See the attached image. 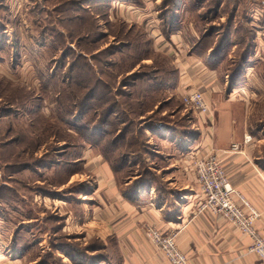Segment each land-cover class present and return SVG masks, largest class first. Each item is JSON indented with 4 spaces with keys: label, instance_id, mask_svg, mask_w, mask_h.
<instances>
[{
    "label": "rangeland",
    "instance_id": "rangeland-1",
    "mask_svg": "<svg viewBox=\"0 0 264 264\" xmlns=\"http://www.w3.org/2000/svg\"><path fill=\"white\" fill-rule=\"evenodd\" d=\"M87 1L0 0V29L8 27L4 30L6 37L0 36V217L7 218L6 211L10 210L24 216L22 209L27 210L31 221L16 222L13 233L16 229L27 233L34 227L25 236L30 243V260L38 259L35 264H56L49 254L54 238L65 237L75 246L74 236L59 232L64 222L61 215L64 211L81 210L83 216V205L76 198L95 200L92 195H83L90 178L81 158L86 140L93 132H100L96 128L101 124L99 105L103 98L93 102L85 98L91 86L102 81L112 84V107L120 103L119 109L128 115L125 117L135 119L131 129L142 130L139 132L148 126V119L152 122L163 116L177 128L188 129L192 139L199 132L200 121H204L181 96L163 103L165 95H157V102L162 105L158 103L156 113H134L139 106L129 103L136 90L123 82L137 78L132 84L145 81L139 87L143 88L148 74L156 71L152 77H172L174 73H166V68L175 67L167 55L155 50V40L149 32L154 20L143 16L141 20L147 23L137 27L138 24L123 21L118 9ZM198 6L192 2L183 11L186 27L195 28L201 37L204 26L218 29L232 25L234 35L228 49L231 59L242 61L240 55L247 49V69L242 70L240 81L250 80L254 86H263V91L255 92L249 107L250 132L260 136L264 134V0H207ZM234 42L239 44L235 46ZM100 90L105 93L103 87ZM101 103L107 106L106 101ZM123 115L120 112L117 117L124 119ZM111 123L115 127L116 118ZM137 137L145 141L146 147H151L150 142L157 146L151 139L147 143L143 135ZM40 161L42 166L36 164ZM73 177L76 179L71 180ZM70 194L76 197L63 201L66 205L60 203L59 197ZM36 217H43L44 223L35 221ZM24 224H30V228ZM12 242L15 245V239ZM15 247L19 251L26 248ZM84 247L88 246L81 248ZM65 253L56 254L64 264H72L70 260L76 253ZM109 254L116 259L117 250H110Z\"/></svg>",
    "mask_w": 264,
    "mask_h": 264
},
{
    "label": "crops",
    "instance_id": "crops-1",
    "mask_svg": "<svg viewBox=\"0 0 264 264\" xmlns=\"http://www.w3.org/2000/svg\"><path fill=\"white\" fill-rule=\"evenodd\" d=\"M95 1L118 9L116 12L123 21L138 24L137 27L147 23L141 20L143 16L154 20L149 34L155 40V50L167 55L175 67L168 70L174 73L173 79L163 85L165 101L200 89L205 92L212 114L208 116L210 121H200L199 132L192 139L189 134L182 136L183 132H171L168 127L146 129L143 134L147 143L151 139L157 144L152 146L150 142L146 151H141L142 146L134 142L105 149L85 142L81 158L90 180L83 195H92L95 200L76 198L83 205V216L81 210L76 213L68 210L61 215L64 222L59 232L74 236L75 245L88 246L85 254L78 252L72 259L69 256L70 262L168 264L164 254L143 233L146 225H155L163 233L178 232V245L191 264H264L257 254L246 252L250 239L227 219L209 211L197 212L200 184L190 162L191 155L213 150L223 160L233 186L260 212L256 224L264 235V134L250 132L249 124L250 103L255 92L263 91L262 84L258 87L250 80L230 79L226 61L233 58L231 51L226 50V58L213 65L215 44L207 50L195 49L201 37L195 28L186 27L183 20L188 0ZM170 8L177 18H172L169 25L162 14ZM148 10L153 12L146 15ZM139 134L134 132L135 136ZM248 136L252 140H247ZM234 144H238V150H233ZM145 168L167 185L168 196L164 198L156 186L141 185ZM74 197L70 194L58 200L66 205L63 201L69 202ZM10 211H6L7 218L0 217V264H35L38 259L30 260L28 247L19 251L12 242L19 232L16 229L13 233L16 222L31 221L26 216L27 210L22 209L24 216ZM42 218L34 220L44 223ZM22 226L30 228V224ZM94 238L97 240L93 241ZM110 250H117L116 259L110 257Z\"/></svg>",
    "mask_w": 264,
    "mask_h": 264
},
{
    "label": "trees",
    "instance_id": "trees-1",
    "mask_svg": "<svg viewBox=\"0 0 264 264\" xmlns=\"http://www.w3.org/2000/svg\"><path fill=\"white\" fill-rule=\"evenodd\" d=\"M90 0H88L87 2H89ZM207 0H188V4L189 3H194L195 6L199 5L198 7H201L203 4L206 3ZM92 3H96L95 0L90 1ZM220 2L218 1L217 6L219 7ZM175 11L173 8H170L168 10H166L165 12H163L162 16H164V18L166 19V21L169 23V25L171 24V22L173 21L172 18H177V15L174 14ZM201 20L204 22V18L201 17ZM199 23V22H198ZM216 26H209V28L206 29V27L204 26L203 29H205L203 31V34L201 36L200 41L197 43L195 49L196 50H207L208 46L210 45H214L212 51H213V56L215 57V60L213 62H211L213 65H217L219 64L221 61H223L224 57L226 58L225 54H226V50H228V48L231 46V41L230 39L232 38V36L234 35V30L232 29V25L231 26H226V27H218V29H216ZM3 30V34H0L1 37L5 38V34H4V30L0 29V31ZM130 29H127V32ZM220 32L221 34L219 35ZM104 33V32H103ZM128 34V33H127ZM101 35V34H100ZM102 36V35H101ZM105 35H103L102 37H104ZM238 42V41H237ZM237 42H234V45L237 46ZM126 47V46H125ZM102 52V51H100ZM99 52V53H100ZM224 54V55H223ZM248 53H247V49L242 51L240 58H242V61H238L240 65L237 66L238 62L236 60L233 59H225L226 61V67L228 68V75L230 76V79H232L233 82H239L240 81V77H242V70L247 69L245 67V63L246 61H248ZM96 56H94L93 58H95ZM143 59V57L141 58ZM220 60V61H219ZM236 61V62H235ZM235 62V68L232 69L231 65ZM210 63V64H211ZM228 64H230V67L228 66ZM169 69L166 68V73H170L168 71ZM156 71L153 73L155 74ZM173 73V72H172ZM153 74H148V79L149 81H147L145 78L144 80H146L147 84L145 86H143V88H139L141 86V84L145 83V81H140V82H136L134 84H132V81H137L135 79H133L130 82H123L124 86H130L131 89L136 90L135 92H133L131 94L132 98L131 102L129 103V106L131 105H136L139 106L137 108V110L134 112H138L137 114H139L140 116H142L141 114H144V112H150L153 111L154 113H156L155 111V107L158 105V103L160 105L161 102H157L158 97L157 95H162L164 96V92H163V85L167 84V82H169L170 80L173 79L174 76L172 77H165L162 75V77L160 76L159 79H157L156 76L152 77ZM132 75V74H131ZM135 75H138L135 73ZM150 75V76H149ZM101 85V86H100ZM100 85H98V82L96 84L93 85V87L91 86L88 93L86 94L85 98H89L91 99V101H95L96 99H100L103 98V100L100 101L99 107L101 110V116H100V121L101 124H99V126H97L95 124V126H97L96 131L100 130V132H93V134L91 136H89L90 139L86 140V142H90L93 143L94 146H98L99 148H107V147H111V146H115V145H119L120 147H122L123 145H130L131 143H136V145H141L142 147L140 148L141 151H146V149L148 150V147H146L144 145L145 141L144 140H140V137H137L134 135V132H139L142 130H137L136 128L135 130L131 129V127L133 126L132 124L134 123L135 119H131L128 118L127 114L124 112V110L122 111V109H119V105L115 108L112 107L113 103L112 101L109 100V98H112V93L114 90L112 87L113 85L109 83H105V82H100ZM100 86V87H99ZM101 87L104 88L105 93L101 92ZM129 92V91H127ZM148 97H151L150 99ZM142 99H145L144 102H142ZM148 99V100H146ZM160 100V99H159ZM107 103V106H105V104L103 103ZM146 101H148V104H145ZM166 102L165 99L163 100V103ZM146 105L143 108H141V105ZM124 105V104H123ZM148 105H152L153 107H147ZM165 105H167L165 103ZM121 106V105H120ZM93 110V108H92ZM122 112L125 117V115H127L124 119L122 118H118L117 116L119 115V113ZM94 113L96 114V109L94 110ZM113 118H116L117 123L116 126L113 127V123L112 120ZM130 119V120H129ZM151 119H148V126H145L143 128V132H141V135L144 136V132H146V127L147 129H159V128H169L171 132H183L182 136L185 135V133L189 134V130L185 129V128H177L176 126L170 124L169 122L165 121V118L162 116L161 118H158L157 120H152L149 121ZM129 124L126 127L125 124ZM147 123V122H146ZM135 125V124H134ZM78 126V125H77ZM80 126H78L79 128ZM130 133V134H129ZM129 135V136H128ZM178 135H180L178 133ZM87 137V135H86ZM264 147V145H263ZM40 162H36L37 165L42 166ZM27 167L29 166L28 164H26ZM143 178L141 179V185H143L144 187H148V186H153V187H157L160 190V193L162 195H164V198L166 196L169 195L170 190H168L167 185L162 182V180L160 179V177H155V174L148 170L147 168H145L143 170ZM45 193H49V192H45ZM45 223H47V219L45 218ZM25 234H28V232H17V235L15 237V245L18 248H22V247H28L30 246L29 240L27 238V236H25ZM66 239L65 237H59V238H54L52 239L51 245H50V250H49V254L52 258H54L56 264H64V261L62 262V259L60 258V256H57V252L59 251H64V252H68V250L78 254V252H82L83 254L86 253L87 248H81L82 246H80L78 243H76L77 245H72V243H70L68 240H64ZM53 250V251H52ZM61 259V260H60ZM52 263V262H51Z\"/></svg>",
    "mask_w": 264,
    "mask_h": 264
},
{
    "label": "built area",
    "instance_id": "built-area-1",
    "mask_svg": "<svg viewBox=\"0 0 264 264\" xmlns=\"http://www.w3.org/2000/svg\"><path fill=\"white\" fill-rule=\"evenodd\" d=\"M181 97L203 120L210 121L211 105L204 91L195 89ZM247 140L250 141L251 136ZM238 149V144H234L233 150ZM190 162L200 184L201 199L197 212L209 211L227 219L250 239L246 252L255 253L264 261V235L256 224L260 212L233 186L223 160L213 150H209L203 155H191ZM144 234L164 254L168 264H191L189 256L178 245V232L163 233L155 225H146Z\"/></svg>",
    "mask_w": 264,
    "mask_h": 264
}]
</instances>
